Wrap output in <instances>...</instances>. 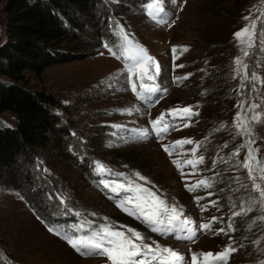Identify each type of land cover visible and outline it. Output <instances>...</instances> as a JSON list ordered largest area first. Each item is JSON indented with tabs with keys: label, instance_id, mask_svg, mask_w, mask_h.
<instances>
[{
	"label": "rangeland",
	"instance_id": "obj_1",
	"mask_svg": "<svg viewBox=\"0 0 264 264\" xmlns=\"http://www.w3.org/2000/svg\"><path fill=\"white\" fill-rule=\"evenodd\" d=\"M145 1L97 0L65 40L67 57L27 74L53 97L57 123L45 147L0 174V264L128 258L81 255L79 233L49 229L61 215L183 264L205 253L227 254L209 264H264V0H151L167 14L157 23ZM176 112L189 118L159 120ZM111 193L155 203L140 215L161 232L190 222L196 239L157 235Z\"/></svg>",
	"mask_w": 264,
	"mask_h": 264
},
{
	"label": "trees",
	"instance_id": "obj_2",
	"mask_svg": "<svg viewBox=\"0 0 264 264\" xmlns=\"http://www.w3.org/2000/svg\"><path fill=\"white\" fill-rule=\"evenodd\" d=\"M96 2L4 1L5 32L0 41V174L20 156L31 158L38 148L47 145L57 123L54 99L49 93L33 89L27 74L41 76L51 63L67 57L65 40L76 37L78 17L92 12ZM4 113L12 115L14 126L2 119Z\"/></svg>",
	"mask_w": 264,
	"mask_h": 264
}]
</instances>
